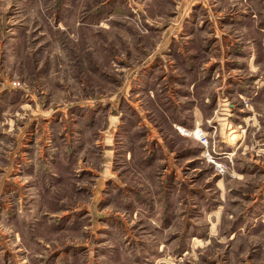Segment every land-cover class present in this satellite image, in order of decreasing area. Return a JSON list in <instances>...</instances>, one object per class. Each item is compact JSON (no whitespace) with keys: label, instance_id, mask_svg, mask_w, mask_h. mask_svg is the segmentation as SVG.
I'll use <instances>...</instances> for the list:
<instances>
[{"label":"rangeland","instance_id":"374dc122","mask_svg":"<svg viewBox=\"0 0 264 264\" xmlns=\"http://www.w3.org/2000/svg\"><path fill=\"white\" fill-rule=\"evenodd\" d=\"M0 264H264V0H0Z\"/></svg>","mask_w":264,"mask_h":264},{"label":"built area","instance_id":"2783aa9c","mask_svg":"<svg viewBox=\"0 0 264 264\" xmlns=\"http://www.w3.org/2000/svg\"><path fill=\"white\" fill-rule=\"evenodd\" d=\"M181 131H182V133L185 132V130H181ZM194 136H197L200 139H203L204 138V136L202 135V133L199 132V131L194 132ZM204 141L207 142V139H205Z\"/></svg>","mask_w":264,"mask_h":264}]
</instances>
